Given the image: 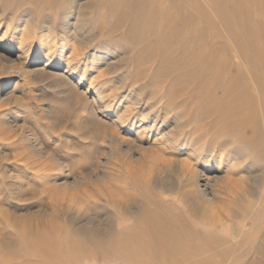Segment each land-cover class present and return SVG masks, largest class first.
Returning <instances> with one entry per match:
<instances>
[{
  "label": "rangeland",
  "instance_id": "1",
  "mask_svg": "<svg viewBox=\"0 0 264 264\" xmlns=\"http://www.w3.org/2000/svg\"><path fill=\"white\" fill-rule=\"evenodd\" d=\"M31 15L36 43L75 31V71L31 70ZM0 17V264H264V0H0ZM170 131L204 158L164 150Z\"/></svg>",
  "mask_w": 264,
  "mask_h": 264
},
{
  "label": "bare ground",
  "instance_id": "2",
  "mask_svg": "<svg viewBox=\"0 0 264 264\" xmlns=\"http://www.w3.org/2000/svg\"><path fill=\"white\" fill-rule=\"evenodd\" d=\"M1 19V17H0ZM14 19V18H13ZM12 18H10V20H13ZM18 19H21L22 21H25L26 25L27 26H22V29H21V36H20V40H19V43H18V48L19 50L24 53V54H27V49H29L28 47L32 44V43H36V39H34L35 37V27H34V24L36 23L35 22V19L33 18V15H31L29 18H18ZM241 19V18H240ZM1 22V20H0ZM10 22V21H9ZM8 22V24H9ZM11 23V22H10ZM6 24V25H8ZM12 24V23H11ZM6 27V26H5ZM49 31H50V28H48ZM8 27L6 29V31H4V35L3 36H0V41H3V39L5 38L6 36V33L8 32ZM65 33V38H64V41L62 40H59V41H55L54 39H52V41H48L46 40V38H43L42 40H40L39 42L36 43V46L39 47V51L37 53V51L33 50L32 52L36 53L35 55H33V63L31 65H29L31 67V70L34 72V71H38L40 70L38 65H40L41 63L45 62L46 60H50L52 63L54 62L55 65H58L60 63H64L65 66L67 68H69V70H72V71H75L76 69V64L77 63V60L76 59H69L68 58V54H69V46H70V42L72 41V39H74L75 37V31L73 29H71L70 26L67 27ZM51 33V32H50ZM46 36V34H45ZM44 36V37H45ZM7 37V36H6ZM7 42V41H6ZM14 42V40H13ZM12 41H8V45H11L13 43ZM256 49V48H255ZM264 49V47H263ZM255 53L257 54V51H255ZM29 55V53H28ZM28 57V56H27ZM1 61V60H0ZM15 66V65H14ZM2 67V66H1ZM3 69V67H2ZM12 70V69H10ZM7 71H9L7 69ZM15 72L17 73H20V74H24L25 72L22 71V69H16ZM10 86V83L9 82H3V80L0 79V99H1V93L7 89L8 87ZM252 93V92H251ZM257 93V92H256ZM255 93V94H256ZM254 94V95H255ZM241 106V105H240ZM136 109V107L134 108ZM245 112V111H243ZM125 116L124 113H120V117L122 116ZM123 116V117H124ZM146 115L144 114V117ZM127 117V115H126ZM130 122V121H129ZM183 122V121H182ZM127 123V122H126ZM9 125V124H8ZM10 126V125H9ZM132 126V125H131ZM11 127V126H10ZM134 128V126H133ZM128 129V128H127ZM138 133V132H137ZM184 133V132H183ZM170 134H173V138L172 139H175L176 137V140L173 141V144H170L169 142H167V138L165 139V142L166 144H164L163 148L164 150H170V149H174V146L176 145L177 143V139L180 137L181 138V141L183 139V145H191L193 148H195V150L193 151L194 154L197 156V158L199 157H203V145L204 143H197V139L196 137L193 139H189L188 137L186 136H182V133L180 131H177V133H173V131H170ZM170 137V136H169ZM172 137V136H171ZM196 139V140H195ZM168 143V144H167ZM260 143V142H259ZM178 144V143H177ZM30 147L32 148V150H34L36 153H40L41 154V151H39L32 143L30 144ZM28 145V146H29ZM166 145V146H165ZM40 147V146H39ZM199 150H196L198 149ZM199 151V152H198ZM208 163L210 164V161H208ZM60 166V164H59ZM65 170L67 169L66 167H63ZM61 166L59 167L60 171L64 170ZM194 185H195V191L201 196V197H204L205 194L203 191L200 190L199 188V185H198V181L194 180L193 181ZM147 220L150 222V223H153L155 224V221H156V218L154 216H152L151 214H148L147 215ZM96 232V231H95ZM99 232V231H98ZM103 234V233H101ZM121 241V239H120ZM119 245H122L120 242H119Z\"/></svg>",
  "mask_w": 264,
  "mask_h": 264
},
{
  "label": "snow or ice",
  "instance_id": "3",
  "mask_svg": "<svg viewBox=\"0 0 264 264\" xmlns=\"http://www.w3.org/2000/svg\"><path fill=\"white\" fill-rule=\"evenodd\" d=\"M0 30H2V29H0Z\"/></svg>",
  "mask_w": 264,
  "mask_h": 264
}]
</instances>
